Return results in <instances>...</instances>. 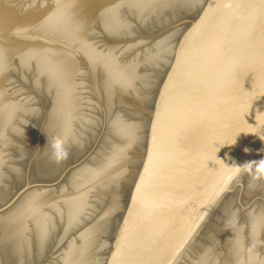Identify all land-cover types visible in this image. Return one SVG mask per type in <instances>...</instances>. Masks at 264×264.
<instances>
[{
  "label": "water",
  "instance_id": "water-1",
  "mask_svg": "<svg viewBox=\"0 0 264 264\" xmlns=\"http://www.w3.org/2000/svg\"><path fill=\"white\" fill-rule=\"evenodd\" d=\"M262 166L264 0H0V264H264Z\"/></svg>",
  "mask_w": 264,
  "mask_h": 264
},
{
  "label": "clouds",
  "instance_id": "clouds-1",
  "mask_svg": "<svg viewBox=\"0 0 264 264\" xmlns=\"http://www.w3.org/2000/svg\"><path fill=\"white\" fill-rule=\"evenodd\" d=\"M262 171H264V166H262Z\"/></svg>",
  "mask_w": 264,
  "mask_h": 264
},
{
  "label": "snow or ice",
  "instance_id": "snow-or-ice-1",
  "mask_svg": "<svg viewBox=\"0 0 264 264\" xmlns=\"http://www.w3.org/2000/svg\"><path fill=\"white\" fill-rule=\"evenodd\" d=\"M235 171H239V169H236Z\"/></svg>",
  "mask_w": 264,
  "mask_h": 264
}]
</instances>
